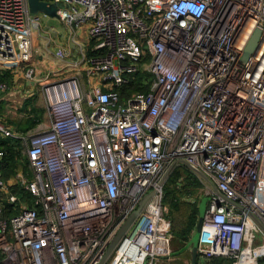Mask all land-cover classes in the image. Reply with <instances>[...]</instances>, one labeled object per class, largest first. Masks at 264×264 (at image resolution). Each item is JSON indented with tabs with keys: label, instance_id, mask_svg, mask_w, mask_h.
Listing matches in <instances>:
<instances>
[{
	"label": "built area",
	"instance_id": "obj_1",
	"mask_svg": "<svg viewBox=\"0 0 264 264\" xmlns=\"http://www.w3.org/2000/svg\"><path fill=\"white\" fill-rule=\"evenodd\" d=\"M47 1L65 3L70 25L86 23L90 44L74 36L76 56L56 51L74 71L45 84L47 124L17 134L0 118L3 136L28 138L26 168L0 169V263L97 264L154 190L106 264H159L172 253L165 184L185 158L213 184L199 264H259L264 0ZM39 24L29 0H0V63L30 61ZM257 27L260 43L242 60ZM137 76L147 89L132 88Z\"/></svg>",
	"mask_w": 264,
	"mask_h": 264
},
{
	"label": "rangeland",
	"instance_id": "obj_2",
	"mask_svg": "<svg viewBox=\"0 0 264 264\" xmlns=\"http://www.w3.org/2000/svg\"><path fill=\"white\" fill-rule=\"evenodd\" d=\"M35 14H40V24L34 32V47L32 45L34 60L37 62L38 67L47 68V65L50 66L47 61L57 57L56 51L59 48H68L75 53L79 48L78 45L85 42L83 35L86 36L88 30L80 29L77 31L60 16L49 15L44 12ZM82 26L86 28V23L82 24ZM74 36L80 43L74 41ZM31 62L32 59L30 60ZM43 72L45 73V70ZM34 90L36 92L32 97L17 96L15 94L8 98L9 101L0 99V118L9 124L14 122V126L17 128L19 122L32 119L29 117L25 118L24 114L26 112L35 111V117L40 115V110L41 113H46L48 102L45 97L44 87L36 83ZM3 93L5 91L0 89V96ZM33 121L35 120H32V124ZM27 122L29 123L30 120H27ZM25 123L23 122V125ZM20 150L21 162L18 168L24 169L27 166L26 147L21 146ZM212 187L213 184L209 179L185 163H179L174 168L173 173L165 184L164 195V203L168 206L169 214L173 220L172 251L174 248L177 250L184 247L193 237L196 226L190 231L189 228L187 229L188 222L190 220L195 221V219L198 221L199 215L197 217V214H195L196 209L197 207L199 208L202 200L205 201L209 197V191ZM191 256V250L188 248L185 252L173 254L168 264H191Z\"/></svg>",
	"mask_w": 264,
	"mask_h": 264
},
{
	"label": "crops",
	"instance_id": "obj_3",
	"mask_svg": "<svg viewBox=\"0 0 264 264\" xmlns=\"http://www.w3.org/2000/svg\"><path fill=\"white\" fill-rule=\"evenodd\" d=\"M72 28L76 29L77 31H79L80 29H85L86 31L88 30L87 24H86V28L84 26L76 27L74 25L72 26ZM77 31H76V33H77ZM74 34H75V32H74ZM83 38H85V42L83 44L89 45L90 44V38H89L88 32H87L86 36L83 35ZM33 39H34V36H33ZM33 47H34V43H33ZM77 54H78V50L74 53V55L76 56ZM48 59H50V58H48ZM66 60L67 59L61 58L60 56L57 55L56 58H51L50 60L47 61L48 63H50V66L47 65L48 69L42 68V67L40 68V67H38L37 62L34 60V53H33L31 63H30V61H25V62H21V63H17V64H12L10 66H7L6 64L0 63V80L7 82L9 85V87L4 90L5 93H3V95L0 96V99H7L8 100V98H11V95H15V94L17 96L22 95L24 97H32L34 95V93L36 92L34 90V85L36 83H39L42 87H44L45 84L50 82V81L59 80V79H62L64 77L68 76L74 70L67 67V63L65 62ZM31 64L35 67V72L33 74H31L29 72L30 68L32 67ZM43 69L45 70V73L43 72L44 71ZM49 71L51 72V74L47 77V72H49ZM45 97H46V94H45ZM47 107H48V105H47ZM34 114H35V111H32L31 113L26 112L24 114L25 118L29 117L32 119H27V120H30L29 123L27 122V120L19 122L17 124V128L14 126L15 125L14 122L12 124H9L5 120L4 121L8 125L13 127L17 134H27L26 132L28 130H30V131L35 130L39 126L45 125V124H47V122L50 121V117L48 115V108H47L46 113L45 112L41 113V110H40V115L37 117H35ZM32 120H35L36 122L33 121V124H32ZM23 122H26L25 125H23ZM0 135L2 137H4L1 132H0ZM16 138H18V137H16ZM18 139L20 140V143L28 142V138H24L22 140L20 138H18ZM187 244L184 247L177 249V250H175L176 248H174L170 255L164 256L161 258L159 264H168L169 261L172 259L173 254L175 255L176 253L185 252L186 249H188V248H190V250H191V255H192L191 256V264H192L193 263L192 246L187 245ZM199 261L200 260H199V253H198L196 264H199ZM211 262H212V260H209L206 264H210Z\"/></svg>",
	"mask_w": 264,
	"mask_h": 264
},
{
	"label": "water",
	"instance_id": "obj_4",
	"mask_svg": "<svg viewBox=\"0 0 264 264\" xmlns=\"http://www.w3.org/2000/svg\"><path fill=\"white\" fill-rule=\"evenodd\" d=\"M30 3V8L33 13H38V12H44L49 15H55V16H60L58 13L59 7L65 6V3L63 1H57V2H49L47 0H29ZM260 34H261V29L260 27H257L252 36L250 37L244 52L242 54V60H246L250 54L255 52L257 49L259 43H260ZM187 166L195 170L196 172L200 173L207 179H209V175L200 167L194 165L193 163L189 162L187 159L182 158L181 159ZM172 166H170L164 176H167L171 170ZM154 194V190H151L147 192L142 199L140 200L138 206L128 215V217L125 219L123 222L122 226L118 230L117 234L114 236L110 244L108 245L104 255L100 259V261L97 264H106L112 253L114 252L118 242L122 238V236L128 231V229L131 227L135 219L138 217V215L142 212L144 207L146 206L147 202L149 199L152 197ZM209 197L204 201L202 200L199 205V219L196 224V230L193 234V237L189 240L187 245L192 246V251H193V263L196 264L197 261V256H198V243H199V235L202 229V224H203V219L204 215L207 209ZM259 264H264V256L262 257L261 261Z\"/></svg>",
	"mask_w": 264,
	"mask_h": 264
},
{
	"label": "trees",
	"instance_id": "obj_5",
	"mask_svg": "<svg viewBox=\"0 0 264 264\" xmlns=\"http://www.w3.org/2000/svg\"><path fill=\"white\" fill-rule=\"evenodd\" d=\"M131 85H132V88L140 89V90L147 89L149 86L148 83H143L140 80L139 76H137L136 79L133 80ZM0 148L4 150V155H3L2 159H0V169L3 171L4 176L6 178H9V177H11V175H13L15 173V171L18 168V165L21 162V155H20L21 154V150H20L21 143H20V140L14 136L8 135V136L2 137L0 135ZM173 171L171 172V174L173 173ZM171 174H170V176H171ZM173 176H172V178H173ZM13 189L18 190V185H15V187ZM195 214H197V217H198V215H199V208L198 207L196 209ZM196 223H197L196 219H195V221L190 220L188 222L187 229L189 228L190 231L193 230L196 226ZM210 260H212V262L210 264H223L225 262H228L230 259L225 257V256H214V257L210 258Z\"/></svg>",
	"mask_w": 264,
	"mask_h": 264
},
{
	"label": "clouds",
	"instance_id": "obj_6",
	"mask_svg": "<svg viewBox=\"0 0 264 264\" xmlns=\"http://www.w3.org/2000/svg\"><path fill=\"white\" fill-rule=\"evenodd\" d=\"M186 7L191 8V10L194 11V12H196L197 14H199V12H200V9L199 8L193 7L192 5H187Z\"/></svg>",
	"mask_w": 264,
	"mask_h": 264
}]
</instances>
